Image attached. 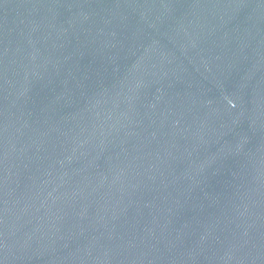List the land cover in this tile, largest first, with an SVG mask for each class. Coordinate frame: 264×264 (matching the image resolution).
<instances>
[{
    "label": "water",
    "instance_id": "1",
    "mask_svg": "<svg viewBox=\"0 0 264 264\" xmlns=\"http://www.w3.org/2000/svg\"><path fill=\"white\" fill-rule=\"evenodd\" d=\"M0 264H264V0H0Z\"/></svg>",
    "mask_w": 264,
    "mask_h": 264
}]
</instances>
